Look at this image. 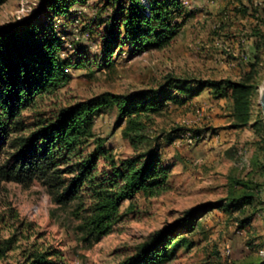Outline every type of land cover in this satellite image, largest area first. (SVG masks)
I'll return each instance as SVG.
<instances>
[{"label": "rangeland", "instance_id": "1", "mask_svg": "<svg viewBox=\"0 0 264 264\" xmlns=\"http://www.w3.org/2000/svg\"><path fill=\"white\" fill-rule=\"evenodd\" d=\"M110 1L67 0L66 14L49 13L63 41L61 56L78 64L69 67L67 85L24 110L26 125L107 91L128 94L158 88L169 75L241 79L248 74L254 85L250 124H259L236 127L231 97L218 99L207 90L193 98L174 92L182 102L169 101L162 112L147 120L146 130L151 145L158 148L160 162L170 169L167 187L154 196L139 192L131 205L126 200L121 206L122 219L93 244L82 240V210L77 201L57 204L38 180L29 185L0 182V236L11 241L0 264H23L33 254L48 250L57 251L64 264H120L186 211L204 202L236 197L247 189L255 195L251 203L238 200L239 208L230 213L214 209L191 232L181 230L176 238L187 237L189 242L163 264L264 262V113L260 104L264 48L258 51L256 66L250 65L256 53L253 29L256 26L264 34V18L256 19L260 12L255 9L264 0H184L186 17L168 46L135 51L126 42L105 59L102 46L111 36ZM41 5L42 0H5L0 4V25L35 13ZM253 12L257 14L252 16ZM116 120V109L96 117L95 136L87 152L95 148L96 139H104L116 160L144 151L145 147L132 146L122 133L124 124L117 126ZM5 154L6 148L0 151V160ZM98 167L109 170L104 158ZM237 180L246 184H237Z\"/></svg>", "mask_w": 264, "mask_h": 264}, {"label": "trees", "instance_id": "2", "mask_svg": "<svg viewBox=\"0 0 264 264\" xmlns=\"http://www.w3.org/2000/svg\"><path fill=\"white\" fill-rule=\"evenodd\" d=\"M66 1L42 0L37 12L0 25V151L6 148L0 160V182L29 185L38 180L57 204L77 201L82 210L79 225L82 240L93 244L122 219L121 206L126 200L131 205L137 193L154 196L167 187L170 169L160 162L158 148L151 145L146 130L147 120L162 112L169 101L182 102L174 92L193 98L207 90L218 99L231 97L236 127L256 128L259 121L250 124L254 91L251 74L241 79H188L169 75L158 88L128 94L107 91L26 125L24 110L67 85L71 79L69 67L78 64L61 56L63 41L49 19L50 14L68 12L70 3ZM3 2L0 0V4ZM108 4L113 12L108 16L111 36L104 39L102 46L105 59L126 42L135 51L168 46L186 17L182 0H111ZM255 9L260 12L256 19L262 20L264 1ZM44 13L47 15L43 16ZM252 35L256 37V54L250 65L255 67L260 59L258 51L264 48V34L255 26ZM112 109L117 111L116 125L124 124L122 133L132 146L145 147L135 157L116 160L104 146V139H96L95 148L86 151L95 136L96 117ZM100 158L106 160L109 170L99 169ZM253 198L255 195L247 189L236 197L198 204L152 234L133 256L120 264H163L189 242L187 237L176 238L181 230L191 232L197 221L214 209L230 213L239 208L238 200L248 204ZM249 219H245L247 223ZM10 249L11 241L0 236V256ZM59 255L57 251L38 252L23 264H64Z\"/></svg>", "mask_w": 264, "mask_h": 264}, {"label": "water", "instance_id": "3", "mask_svg": "<svg viewBox=\"0 0 264 264\" xmlns=\"http://www.w3.org/2000/svg\"><path fill=\"white\" fill-rule=\"evenodd\" d=\"M260 104L262 106L263 113H264V89L261 91Z\"/></svg>", "mask_w": 264, "mask_h": 264}, {"label": "built area", "instance_id": "4", "mask_svg": "<svg viewBox=\"0 0 264 264\" xmlns=\"http://www.w3.org/2000/svg\"><path fill=\"white\" fill-rule=\"evenodd\" d=\"M183 2L186 3V1H184V0H183ZM192 136L193 135L190 132L187 134V138H188L189 141L192 140Z\"/></svg>", "mask_w": 264, "mask_h": 264}, {"label": "crops", "instance_id": "5", "mask_svg": "<svg viewBox=\"0 0 264 264\" xmlns=\"http://www.w3.org/2000/svg\"><path fill=\"white\" fill-rule=\"evenodd\" d=\"M254 48H255V46H254ZM255 52H256V49H255ZM256 54V53H255Z\"/></svg>", "mask_w": 264, "mask_h": 264}]
</instances>
